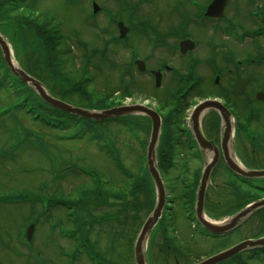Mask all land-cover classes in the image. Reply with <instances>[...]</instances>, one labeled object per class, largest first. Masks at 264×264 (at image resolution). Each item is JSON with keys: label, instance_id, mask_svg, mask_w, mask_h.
<instances>
[{"label": "rangeland", "instance_id": "374dc122", "mask_svg": "<svg viewBox=\"0 0 264 264\" xmlns=\"http://www.w3.org/2000/svg\"><path fill=\"white\" fill-rule=\"evenodd\" d=\"M98 2V4H107L111 8H117L115 3H112V0H98ZM35 3L37 5L34 6L36 9L39 11L54 12L62 21L64 32L63 40L65 39V41H62V46L65 42V46H70L72 49L68 57L66 56L65 66L63 68L64 75L66 76L67 74L66 77L70 81L78 82L79 80L82 81V73L85 71V74H87L86 78L89 79V82L84 87L88 91H92L90 99L79 98L77 95L63 97L58 93V90L55 91L52 89L50 90L51 94L62 98L68 103L81 107L96 105L97 98L102 90L111 93V89L116 88L119 76L114 75V72L117 70H114V68L112 70L110 67H107L108 63L106 61H102L100 57L93 55V49H102L103 44L107 42L106 40L109 37L108 33L112 31V34H114L116 32L115 28L108 24L103 15L91 18L86 23V13L88 12L86 0H82L78 4L80 6L77 5V2L71 0H64V3L58 0H35ZM121 7L123 8V5ZM147 9H151L147 11L149 15L151 14L153 17H157L158 13L160 14L161 10L164 9V2L162 1L153 7L145 3L142 10L145 11ZM142 26L145 25L143 24ZM100 28L104 29L102 34L98 32ZM73 30L78 32L77 36L72 35L71 32ZM137 37H139L137 31L135 32L133 30L129 33L131 40H136ZM9 41L13 46L12 52L16 57V62L22 66L29 63L27 70L31 71L28 72L34 75L33 73L37 71L31 66L33 64L32 59L34 58L32 53H29L32 57L28 58L26 56L27 53L25 55L20 53L21 51L15 48V45L10 39ZM80 44H84L85 48L79 46ZM60 48L63 51L64 47ZM113 49L115 48L113 47ZM115 50L117 55L115 58L117 60L125 61L127 59L128 52L124 46L117 45ZM87 57L89 61L86 62ZM108 57L109 54L107 51L106 58ZM85 62L86 64L83 69L82 64ZM64 86L67 87L68 84L64 83ZM15 99L14 97L11 98L5 90H0V103L12 102ZM108 101L110 102V100ZM2 104L0 106H3ZM259 112L264 119L263 106H260ZM16 115L18 116L11 117L9 112L0 115V194H16L17 196L38 198L37 201H41L42 205L47 203V201L51 202L48 210L43 205L44 210H46L43 211L39 204H22V202L16 204L4 203L0 198V239L6 240L5 246L0 245L3 247V249H0V257L7 260V264H66V261L73 256L75 257V260L72 262L74 264H91L84 248V246L87 247L91 243L94 251L90 250V252L99 253L100 256L105 257L108 261L110 260L120 264H131V260H129L131 254L129 252V240L134 236L133 232L139 228L144 211L140 212L142 214L140 218L135 220L136 222L130 221L120 225L116 223V220H113L114 217H109L110 221H105L107 219L103 217V219L93 224V228L90 230L91 233L87 239V244H82L81 246L78 242L62 236V232L64 233L65 230L69 232L72 229L70 223L66 222L67 220L64 215L65 209L61 207V204L63 201L67 202L66 200L71 198L78 184L88 181L86 176L80 175L75 169L70 168L72 164L76 167L95 170L102 179L108 180L107 183H119L121 178L118 175L121 172L116 168L115 163L113 161L111 162L107 158L106 153L103 152L106 151V148L102 146V143L105 146L106 144H110L112 150L116 147L115 149L117 151L119 150V155H117L121 157L120 159L124 166L129 170H135L141 163V160L138 161L142 157V146L140 144L147 140V130L144 132L139 130L135 135H132L120 123H116L117 125H115L111 122L105 125L102 122H95L94 127L91 128V133L86 134L82 139H71L65 137L75 130L76 126H71L64 131L52 132L53 136L48 139L49 147L47 148L50 151L43 153L42 151H34L28 145L18 146L19 141L22 139L24 126H28V129L33 133H40L41 131L46 136L49 135L43 132V129L39 130V126L27 116L23 114ZM253 127L261 135L263 148L259 150L249 146L242 149H246V153L241 152L239 155L234 149L235 156L238 160L242 158V161H238L242 165H246L245 163L247 161V165H256V162L251 161L254 159L264 164V120L260 125H254ZM91 135H98V137L93 139L90 138ZM17 137L20 140H17ZM41 141L44 143L43 138ZM250 150H254L255 158H252L253 153L251 154ZM245 158L247 159L245 160ZM190 160L191 162L193 160L192 166H197L200 161L198 158H191ZM65 167L66 169L64 170ZM229 178L222 168H218L212 181L215 183L218 182L219 188H216L215 193L210 191L209 196L213 197L214 194L218 201L221 200L225 201L226 204H231L229 206L231 208L237 206L239 203L233 198L234 196L230 193V189L226 185H223L227 180L229 181ZM211 187L210 185L209 189ZM248 193L254 196L263 194L253 189L248 190ZM105 207H98L92 213L99 217L116 209L115 207ZM182 210L180 204L174 207L172 217L174 218V227L177 230L176 232L169 230V235L173 239V242H177L178 246L183 249L184 252L181 250L183 255H178V259H176L174 258L175 254L169 253L170 251L166 253L161 250L158 261L155 260L156 253L154 252L157 243L153 241L159 228L161 231L163 229V226L158 225V228L156 227L151 234V242L146 252V259L149 264H192L201 259L203 255L212 256V254L238 243L241 239L249 236V238L257 236L261 228L257 218L252 215L247 222L230 233L225 234V236H204V234L200 233L193 226L194 223L187 219ZM29 219L35 225L32 234L33 239L31 246L24 247L19 245L20 241L17 239V236L20 234L19 230L22 227L24 228V225H27ZM4 234H8L9 237H3ZM157 241L159 242L160 238ZM106 246L113 247V249L104 250ZM164 254H168L169 256H161ZM2 262L0 261V264H6V262ZM250 264L263 263L251 262Z\"/></svg>", "mask_w": 264, "mask_h": 264}, {"label": "flooded vegetation", "instance_id": "af4514ba", "mask_svg": "<svg viewBox=\"0 0 264 264\" xmlns=\"http://www.w3.org/2000/svg\"><path fill=\"white\" fill-rule=\"evenodd\" d=\"M133 1L139 2V7L148 4L147 0ZM162 1L167 11L155 32L131 40L128 30L125 41H117L115 35L110 38V53L116 55L117 45L128 52L121 64L127 88L153 99L160 115L175 120V134L186 142L179 147L188 151L198 148L187 139L192 132L184 123V114L191 112L189 105L194 100L217 101L201 118L202 133L217 146L218 138L228 129L234 137L240 135L247 112L252 116L248 120L260 125L263 118L256 105L264 101L256 94L264 93V0H226L215 16L205 15L212 0ZM130 5L110 12L115 24L119 20L124 24L149 21L142 8L132 17ZM180 10L187 11L188 18L181 21ZM186 39L194 42V48L181 53L180 41ZM138 60L144 68L141 72L135 64ZM239 80L244 84L233 92ZM221 106L226 109L224 115Z\"/></svg>", "mask_w": 264, "mask_h": 264}, {"label": "trees", "instance_id": "16d2710c", "mask_svg": "<svg viewBox=\"0 0 264 264\" xmlns=\"http://www.w3.org/2000/svg\"><path fill=\"white\" fill-rule=\"evenodd\" d=\"M26 9L22 8V3L19 0H1L0 1V32L8 36V39L12 41L15 48L20 53L24 55L27 53V57L31 52L33 55V64L31 65L36 73H33L37 79H40L46 84L48 89L59 91L58 93L64 97V63L66 61V56L69 53V46H65L64 42L62 46V41H65L64 35L62 33L61 25L58 21L55 22L54 18H49L47 16L41 17V15H34L35 7L32 2H27ZM59 46V47H58ZM64 47L63 51L62 48ZM18 56V55H17ZM26 66V67H24ZM23 68L27 70L28 64H24ZM4 65L0 54V90L9 91L15 96V104L17 110L25 116H31L41 130L43 127L52 130L51 125H57L56 127H64V124H71L77 121V117L71 116L64 113L58 109H54L43 102L38 96L26 85L17 80L16 77L11 75ZM29 71V70H27ZM31 72V71H29ZM40 73V74H39ZM87 82H72L70 95L78 94L79 96H87L89 92L84 87ZM73 88V89H72ZM114 90V88L112 89ZM105 103L98 102L96 105H91L94 107L105 106ZM89 105V107H91ZM116 120V119H115ZM122 124L129 130L133 131L134 127L142 125L144 121L143 118L125 116L122 118H117ZM86 127H94V122L91 120H81ZM49 125V126H48ZM60 127V128H61ZM169 126H165V128ZM85 128V127H83ZM24 131L22 134L25 136H30V131L28 127L24 126ZM86 130V128H85ZM44 132V131H43ZM47 132V131H46ZM43 133L40 132V136ZM48 135L53 136L52 132H48ZM162 135V144L173 145L175 140L174 132L171 133L166 129ZM172 149L173 146H171ZM174 154L172 151L161 150L158 153L159 161L169 162L172 160ZM126 177L130 178V174L125 171ZM135 181L131 183H106L100 181L99 176L94 179L93 184L90 186H84L79 192L74 194L73 197L67 199L66 201L73 205L74 210L77 214V219L74 221L82 234L85 235L84 243L87 241V237L91 233L92 224L94 219H101L106 217V221H110L109 217H114L116 223L126 224L128 222H133L135 219L140 218V212L145 208L150 210L153 205V194L149 189H144L145 181L147 177L145 173H142V169H139V175L133 176ZM193 195V194H191ZM142 196V197H141ZM216 196L213 194L206 198L205 201V212L212 218H219L222 215L230 212L229 207H223L218 204L215 200ZM193 199L186 202L191 203ZM248 202L247 197L244 201ZM110 207L116 208L115 211L112 210L110 213H105L97 217L92 211L98 207ZM105 207V208H106ZM131 242V240L129 241ZM105 250L113 249L106 246Z\"/></svg>", "mask_w": 264, "mask_h": 264}, {"label": "water", "instance_id": "95a60500", "mask_svg": "<svg viewBox=\"0 0 264 264\" xmlns=\"http://www.w3.org/2000/svg\"><path fill=\"white\" fill-rule=\"evenodd\" d=\"M219 2V0L216 1V3ZM120 26V25H119ZM121 35L124 32L123 30L120 31ZM0 50L3 54L4 60L9 67V70L19 78V80H22L23 82L29 84L40 96L45 102H47L49 105L59 108L61 110L67 111L71 114H77L80 115V117L85 118H93V119H104V118H110L114 116H120L125 114H133V113H142L145 115H148L151 119V132H150V138L147 145V153H146V159L148 164V169L151 174V177L154 181V184L157 191V198H156V204L153 208L152 212L149 214L148 218L145 220L144 224L140 228V232L137 236L135 246H134V260L135 264H145L144 255H143V243L147 238V235L149 234V231L151 227L155 224L157 219L159 218L161 213L162 206L164 204V188L161 182L160 177L158 176V171L155 166V144L157 143L158 135L159 134V127H160V120L156 112L145 108L140 105H130V106H119V107H111L109 109L104 110H87L79 107H75L72 105H69L67 103H64L60 99H55L52 97L48 91L45 89V87L36 79L29 76L27 73H25L19 66L14 65L12 62L11 53L8 47V43L4 38L0 35ZM209 102L204 101L202 104H199L197 108L194 110V114L192 117L193 126L195 128V137L197 139V143L200 144L202 148L210 147L209 141L205 140L201 133L197 130V118L198 113L200 110H203L208 106ZM227 141V135L224 136L222 140L223 146V154L225 156L226 162L230 166L231 169H233L236 173L246 176V177H264V170H249L244 169L240 166H238L230 157L229 153L227 152V148L225 147ZM211 148V147H210ZM216 150L214 149V153ZM217 153L214 154L212 157L211 162H208L204 168V171L202 173L199 189L197 192V200H196V215L199 222L202 224V226L212 232L215 233H224L228 230H231L232 228L236 227L243 219H245L252 211L257 209L258 207L264 205V198L261 199V201H257L254 203H250L249 206L245 207L243 210L239 211L238 213H235L232 217H230L228 220L224 221L223 223H214L209 221L204 217L203 214V197H204V191L206 188V182L210 173V170L213 166V164L216 161ZM33 226L31 225L28 229V238H30L31 231ZM262 245L264 244V237L256 240H245L238 244H235V246L226 249L224 251L219 252L215 255H212L197 264H216L224 259H227L231 257L233 254H236L237 252L247 248L252 247L256 245Z\"/></svg>", "mask_w": 264, "mask_h": 264}, {"label": "bare ground", "instance_id": "6f19581e", "mask_svg": "<svg viewBox=\"0 0 264 264\" xmlns=\"http://www.w3.org/2000/svg\"><path fill=\"white\" fill-rule=\"evenodd\" d=\"M13 60V63L15 64L16 62H15V60L14 59H12Z\"/></svg>", "mask_w": 264, "mask_h": 264}]
</instances>
